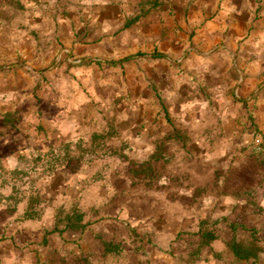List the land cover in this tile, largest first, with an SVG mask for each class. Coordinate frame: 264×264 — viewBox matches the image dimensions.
Masks as SVG:
<instances>
[{"label":"rangeland","instance_id":"obj_1","mask_svg":"<svg viewBox=\"0 0 264 264\" xmlns=\"http://www.w3.org/2000/svg\"><path fill=\"white\" fill-rule=\"evenodd\" d=\"M21 53L0 64V179L21 168L25 196L0 184V264H231L263 248L237 228L264 220V137L220 67Z\"/></svg>","mask_w":264,"mask_h":264},{"label":"crops","instance_id":"obj_2","mask_svg":"<svg viewBox=\"0 0 264 264\" xmlns=\"http://www.w3.org/2000/svg\"><path fill=\"white\" fill-rule=\"evenodd\" d=\"M20 53L34 66L66 53L72 63L127 54L218 66L264 137V0H0V64ZM243 222L237 230L264 236V220ZM262 247L231 264H264Z\"/></svg>","mask_w":264,"mask_h":264},{"label":"trees","instance_id":"obj_3","mask_svg":"<svg viewBox=\"0 0 264 264\" xmlns=\"http://www.w3.org/2000/svg\"><path fill=\"white\" fill-rule=\"evenodd\" d=\"M129 58H130V56L125 57L124 59L119 60V61H111V62L105 61V62L108 63V64H111V65H116V64H119L121 61L129 59ZM88 61L90 62L91 60L89 59ZM98 63H101V62L98 61ZM22 171L23 170L21 168H17L16 167L15 169H11V170L8 171V174H9L8 177H6V178L5 177H1V179H0V182H1L0 184L2 186H10V188H11L10 194H8L5 197H13V198L17 199L16 194L19 193L20 195L17 194L18 195L17 201H19V202H20L21 199L25 198L24 193H22L20 191L16 192L14 190V188H15L14 184L16 182L15 183H13V182L11 183L10 181L11 180H14V181L21 180L22 176H24V174L20 175L22 173ZM5 197H3V198H5ZM29 201H31V198H30V196H27V199H25V201H24L25 208L23 210V215L25 217H27V218H32L35 215L31 212Z\"/></svg>","mask_w":264,"mask_h":264}]
</instances>
